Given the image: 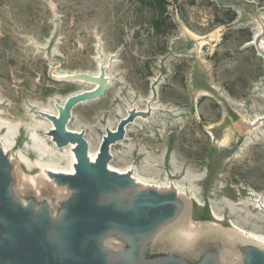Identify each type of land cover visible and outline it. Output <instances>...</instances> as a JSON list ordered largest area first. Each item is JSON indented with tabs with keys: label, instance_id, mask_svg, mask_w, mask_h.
Masks as SVG:
<instances>
[{
	"label": "rangeland",
	"instance_id": "374dc122",
	"mask_svg": "<svg viewBox=\"0 0 264 264\" xmlns=\"http://www.w3.org/2000/svg\"><path fill=\"white\" fill-rule=\"evenodd\" d=\"M257 45L264 46V0H0V140L17 128L10 150L20 162L15 199L42 205L28 185L34 176L61 215L70 193L44 182L33 148L45 146L36 132L45 138V109L56 111L91 89L68 76L99 73L105 65L106 95L78 104L69 128L84 131L98 150L106 130L131 108L148 111L113 145L110 165L132 167L150 181L154 187L141 193L176 191L182 202L178 223L115 247L141 255L128 264L169 257L205 264L223 248L221 264H248L253 240L231 222L264 237V218L253 220L249 212L251 200H264V122L251 124L264 115ZM67 150L59 149L62 165ZM116 196L131 202L129 193ZM259 247L264 251V242Z\"/></svg>",
	"mask_w": 264,
	"mask_h": 264
},
{
	"label": "water",
	"instance_id": "95a60500",
	"mask_svg": "<svg viewBox=\"0 0 264 264\" xmlns=\"http://www.w3.org/2000/svg\"><path fill=\"white\" fill-rule=\"evenodd\" d=\"M257 51L264 57L260 45H257ZM66 80L98 85L92 91L75 94L63 105H57L58 116L45 114L55 126L50 134L56 146L64 149L76 145L73 149L77 159L76 173L56 175L60 183L76 191L75 197L64 204L57 222L47 209L43 208L35 215L34 204L24 207L15 203L11 193L10 165L0 145V264H109L111 252L102 251L100 237L114 229L119 237L131 240L130 244H133L137 235L142 238L153 235L162 224L173 220L182 208L176 191L159 194L154 190L140 193L132 198L127 208L121 207L124 198L116 196L113 185L123 190L135 188V185L131 171L123 175L110 171L111 148L125 139L127 127L139 115L147 117V113L131 111L118 123L115 131L107 129L98 157L92 162L86 133L69 130L68 126L78 104L106 95L109 89L106 69H102L99 76L80 73L68 76ZM247 253L248 264H264V251L252 247ZM118 256L119 261L115 264H128L140 257L135 250L121 252ZM157 264L181 263L169 257Z\"/></svg>",
	"mask_w": 264,
	"mask_h": 264
},
{
	"label": "bare ground",
	"instance_id": "6f19581e",
	"mask_svg": "<svg viewBox=\"0 0 264 264\" xmlns=\"http://www.w3.org/2000/svg\"><path fill=\"white\" fill-rule=\"evenodd\" d=\"M261 47L264 49V46H261ZM104 68L107 71L108 67L105 66V65H101V68L99 70V73L97 71L95 74H92V75L99 76L100 73H101V70L104 69ZM106 76L108 77L109 83H110V79H111L110 78V74L108 73V74H106ZM81 82L86 83V84H89V85H92V86H90V88H91L90 90L83 91V92H80V93L89 92V91H92V90H94V89H96L98 87V85L97 84H94V83H90V82H87V81H81ZM110 85H112V84H110ZM77 94H79V93H77ZM154 108H156V107H154ZM56 111L46 110L45 109V111L43 112L44 119H46L49 122H44L46 124L45 138L42 137L41 135H39V132L38 131L36 132V136L37 137H35V139L41 141L43 143V145L45 146V148H43V149L42 148H39L35 144V146H34L33 149L37 153V155H38V157L40 159V160H37L36 161V164L35 165L39 169L43 170V175L45 176V178H43L44 179V182L47 183L49 186H51L52 189L55 188V189L64 190L65 192L70 193V198L67 199V202H66V203H68L69 201H71V200L74 199L75 194H76V191L74 189H70L67 184L60 183L57 180L56 175H60V174L73 175V174L76 173V170H75V166L74 165L77 162V159L75 157L74 150H73L74 147H76V145H71L69 148H67L68 149L67 152H66L67 153V156H68V158H67V164L66 165H62L61 164V158L59 156V153H60L59 148L56 146V143L54 142L53 137L50 134V131H52L53 129H55V126H54L53 122L45 116V114L58 116L59 115V109L57 107H56ZM131 111L148 113V111H146V110H139L138 108H135V109H132L131 108L129 110L128 114L126 116H124L123 118L127 117L130 114ZM263 116H261V115L260 116H257L253 120V122L251 124L254 125V126H257L258 124H260V119ZM144 118L145 117L139 115V117L137 119H144ZM3 123H2V125H3ZM4 127H6V126H4ZM2 128H3V126H2ZM116 128L115 129L108 128V129H111V130L115 131ZM15 129H17V128H15ZM15 129H13V128H8L7 129V132L4 133V135H3L6 142L3 143V140L1 139L2 141L0 140V145H1V148H2L3 152L5 153L6 157L8 158V162H9V165H10V179L12 181L11 193H12V196H13V201L15 203L22 204L24 207H28V205H30V202H28L27 200H23L22 199L21 201H18L17 199H15V195L18 194L17 193V191H18L17 190V183H18V179H19V175H20L19 174L20 162H19L18 159L14 158L13 154H11V152H10V150H12L13 147L15 146V144H16V137L14 135L15 134L14 133ZM68 129L71 130L69 128V126H68ZM126 131H127V133H129L130 132V128L127 127ZM248 139H250V138H248ZM47 140H49V141L47 142ZM87 140H88L89 145H90V150H89L90 159H91L92 162H95L96 159H97V157H98L100 147H99L98 150H96V144L93 142V140H91L89 138V135H88ZM112 149H113V146L111 148V155H112V157H114L116 159V155H115L116 153L114 152V149L113 150ZM26 152H27V154H29V150H26ZM27 154L26 153L24 154V152L23 153L22 152L21 153H18V155L20 156V159H22L23 162H26L28 164L31 161L29 159L30 156L27 155ZM31 165L32 164L30 163V166ZM108 167H109L110 171H114V172H116V173H118L120 175H123L125 173L130 172V171L132 172L133 181H134L133 183L135 185V188L124 189L123 190V189L117 187L116 185H113L114 191L116 193L121 192V193H124V194H127V193L131 194L132 195L131 196V201H132V198H134L135 196H137V195H139L141 193L140 192L141 187H145V186L146 187H154L153 185H151L149 183L150 181H147V180L141 178L137 172L135 174V170H133L132 167H129L126 170L117 169L114 166H111L110 164H109ZM39 184H41V183H40V181L37 180V178H35L34 176H31L30 177L29 184H28L29 187L30 186L31 187H34L37 190V192H39V194H40L39 195V199L40 200L43 199V201H41V203H42L43 206L42 205L41 206H35L34 205V207H33V213L35 215H39L42 212L43 208H44V209H47L48 210L50 217H52V219L55 222L59 221L61 219V216H62V211H61V215H60V212L57 209L54 210V204H53V201H52L51 197H43V194L41 193V190H40L41 188L39 189ZM179 190H180V188H179ZM179 193L188 194V195L191 194L194 197V199H196L195 198L196 195H195V193L193 191H191L190 193H188V190L187 189L181 188V190L179 191ZM101 198H103V196ZM105 198L107 200L109 199L108 197H105ZM249 203L251 205L250 206V209H249V212H250V215H251L250 218H252L253 220L261 221L260 219L264 218V200H261V199L258 198V199H255V200H251V202H249ZM63 206L64 205L60 206L61 209H62ZM121 207H123V208H127L128 207V204L126 203L125 199H122V201H121ZM181 210H182V208L180 209V211H178L176 217L173 220H171V221H169L167 223L162 224L157 229V231L154 232L153 235H151V237H153L154 235H156L165 225H168V224L169 225H172V224L175 225L176 223H178L179 218H180V214H181ZM233 216H235V215H233ZM246 218H247V216H246ZM214 219L217 220V221H219V222H223L224 221V218L222 217V215H218L217 213H214ZM231 225H232V228L233 229H235L236 231L242 233L243 235L244 234L245 235H248L247 237L253 240L252 241L253 248L259 247V245L264 242V237H261L260 235H257V234H254V233H251V232L246 231L245 228L243 226L239 225L237 222L236 223L235 222L234 223L231 222ZM136 239L144 242V239L142 237H139L138 235L136 236ZM130 242H131V240H126V239H123V238L119 237L117 230H114V229H112L109 232L108 235H103L102 237L99 238V245H100L102 251H110L111 252V256L108 259V263L109 264H115V263H117V261H119V258H120V256H118L119 253H121V252L122 253L127 252V248H125L124 250L121 251L120 249L116 248L115 245H119V244L120 245H122V244L124 245L125 244V246L127 247V244H130ZM219 242L222 244L221 246H223V247H225V244L227 243L224 237H220ZM199 251H200V249L198 250V253H199ZM221 251H222V253H219V251H217L218 259L217 258L208 259V260H206L205 264H221L220 261H219V259L220 258L223 259V257H224V254H225L224 253V248L223 249H220V252ZM138 259H139V257H138ZM180 263L181 264H185L181 260H180ZM247 263H248V261H247Z\"/></svg>",
	"mask_w": 264,
	"mask_h": 264
}]
</instances>
